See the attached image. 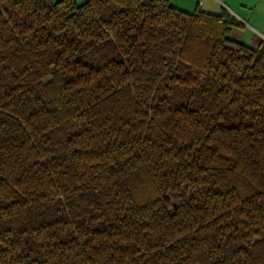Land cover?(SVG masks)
I'll return each instance as SVG.
<instances>
[{
    "label": "trees",
    "instance_id": "trees-1",
    "mask_svg": "<svg viewBox=\"0 0 264 264\" xmlns=\"http://www.w3.org/2000/svg\"><path fill=\"white\" fill-rule=\"evenodd\" d=\"M240 26L0 0V264H264V41Z\"/></svg>",
    "mask_w": 264,
    "mask_h": 264
},
{
    "label": "crops",
    "instance_id": "crops-1",
    "mask_svg": "<svg viewBox=\"0 0 264 264\" xmlns=\"http://www.w3.org/2000/svg\"><path fill=\"white\" fill-rule=\"evenodd\" d=\"M170 4L187 12H230L241 26L230 32L232 39L250 46L264 41V0H168Z\"/></svg>",
    "mask_w": 264,
    "mask_h": 264
},
{
    "label": "rangeland",
    "instance_id": "rangeland-1",
    "mask_svg": "<svg viewBox=\"0 0 264 264\" xmlns=\"http://www.w3.org/2000/svg\"><path fill=\"white\" fill-rule=\"evenodd\" d=\"M52 1H55V0H52ZM77 3H82L84 2L85 0H75ZM49 80V77H46L43 81H48Z\"/></svg>",
    "mask_w": 264,
    "mask_h": 264
}]
</instances>
